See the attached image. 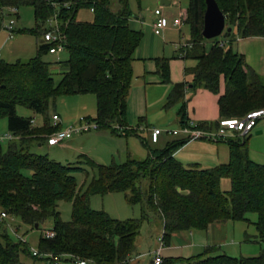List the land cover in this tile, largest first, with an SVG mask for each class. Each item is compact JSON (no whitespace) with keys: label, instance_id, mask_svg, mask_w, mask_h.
<instances>
[{"label":"trees","instance_id":"16d2710c","mask_svg":"<svg viewBox=\"0 0 264 264\" xmlns=\"http://www.w3.org/2000/svg\"><path fill=\"white\" fill-rule=\"evenodd\" d=\"M116 1L119 7L113 10L112 0H0V28L3 7L26 4L33 8L36 26L25 31L35 35L42 34L45 21L58 10L63 45L68 51V57L56 63L63 69L57 80L50 71L53 64L42 58L50 47L42 39L35 56L14 62L0 60V116L6 117L9 132L21 136L5 148L0 144V210L7 218L31 228L39 229L51 220L54 231L50 238L40 234L38 254L33 255L26 242L8 234L4 226L7 218L0 221V264H52L53 260L39 256L43 253L57 256L59 262L69 258L84 259L88 264H122L134 253L143 224L153 218L162 222L166 243L173 232L203 230L213 222L250 223V214L256 216L253 224L262 245L258 255L212 254L207 248L176 263L264 264V163L248 157L249 133L228 137V161L210 168L196 163L185 166L175 159L174 152L187 141L184 138L161 149L145 142L148 154L142 159L128 156L109 164L84 159L94 170L84 189L76 177L88 173L81 160L61 162L33 152L34 144L45 142L46 135L60 129L51 123L48 113L49 103L60 95L94 94L93 120L99 128H109L115 134L135 133L136 129L126 128L125 104L134 52L143 33L129 26L128 0ZM215 1L225 16V26L231 27L230 35L222 41L212 40L207 50L209 39L201 34L205 2L188 0L185 21L190 24V45L182 57L195 60V64L185 68L190 81L176 83L165 105L179 102L187 85L217 94L223 81L224 91L217 99L220 120L264 107V73L248 68L243 56L232 49L236 37L264 35V0ZM80 7L92 9L91 21L76 19ZM159 69L163 80L168 81L167 59L163 58ZM17 105L41 115V124L33 125L32 116L18 115ZM178 115L180 125H188L185 104ZM219 120L197 127L213 129ZM225 178L230 183L226 190L221 188ZM108 192H122L128 203L139 205L140 216L121 220L93 209L91 195ZM60 200L71 205L69 220L60 218ZM162 264L175 263L163 259Z\"/></svg>","mask_w":264,"mask_h":264},{"label":"crops","instance_id":"0c3cea01","mask_svg":"<svg viewBox=\"0 0 264 264\" xmlns=\"http://www.w3.org/2000/svg\"><path fill=\"white\" fill-rule=\"evenodd\" d=\"M157 1L159 0H153V3H156ZM171 3L172 0H170L169 4ZM156 11L164 13L170 21L168 26L162 30H155L153 28V22L156 19ZM180 11L186 12V6L181 8L179 12ZM172 21L173 18L167 15V13L164 12L163 7L160 5H158V7H156V5L153 6L151 19L147 21V23H144L143 18L139 16H131L129 18V26L132 29L141 30L143 34L141 41L134 52V58L132 61V80L126 97L125 122L129 126L132 124L144 125L145 127L139 131V134L137 132L131 134H135L140 138L143 145H145L144 143L146 142V144L153 149H161L168 142L183 139L180 134L173 135L170 133H161L158 136L157 141L153 142L151 140V131L154 127H160L163 129L171 127L172 129H177L181 126L178 115L180 101L171 106L172 108L165 104L171 90L173 89L174 83L186 80L190 81L191 76L185 74V68L191 67L195 64V60L191 58L186 59L181 56V51L184 49L182 45L183 43H188L190 37L189 30L187 29L188 36L186 38V35H184L182 31V25L176 27L172 24ZM35 26L36 22L34 21L33 27ZM16 30L20 29L17 28ZM22 31H25V28H23ZM41 39L42 35L40 32L39 35H36V50L37 44ZM181 39L182 42L180 41ZM18 44H20L19 41ZM210 46L211 41H207L205 43L206 49L208 50ZM232 49L243 56L248 68L260 75L264 73V35L236 37L232 42ZM163 58L167 59L171 83H165L166 81L163 80L159 72L160 63ZM16 60L20 59L17 58ZM170 68L177 69L178 72H176V78L171 77L173 71ZM50 71L51 73L59 74L63 72V69L60 65L56 64L51 66ZM185 87L183 99L184 103L187 102V108L185 110L188 122L193 124L206 123L210 125L213 122L218 121L219 112L217 99L218 94L224 91V82L221 81L219 93L217 94L201 87L193 88L191 85ZM195 89L196 91L193 96L189 98V95L191 96L190 91ZM170 108L172 110H169ZM53 114L57 113H51V116ZM154 116H156V118ZM82 118H85V116H82ZM152 118L155 120L151 121ZM146 120L152 122V124H147ZM59 124L61 125L60 122ZM254 128H256L255 134L259 135V138L264 136V117L258 119ZM93 134L98 133L96 132ZM112 134L115 133L112 132ZM234 135L235 133H232L230 137ZM70 138L59 143V145H57L59 149L65 153H70V150H72V152L80 151V149H82L81 147L84 145L76 144L74 140L70 141ZM197 139H187V141L174 152L175 159L178 160L180 154L185 153L183 155L184 157H181L178 160L179 162H181L180 160L185 161V163H189L187 165L196 163L201 168H210L214 165L226 163L228 161L229 145L226 139L210 140L206 138L209 142L202 143L199 147L192 144ZM206 140H204V142ZM261 140L264 139L261 138ZM42 144L43 143H37L36 146H41ZM54 146L56 145H47L49 150ZM203 151L207 153L206 157H204ZM126 152L128 155L130 154L129 151ZM214 154H217V156ZM220 154L221 156H219ZM74 156L75 154H72L71 157ZM53 159L57 160L58 158ZM77 160L79 159L67 158L63 162H75ZM204 160L205 162H203ZM181 163L184 165L183 162ZM90 205L95 210H101L96 208L95 205H92V202H90ZM10 220L16 222V219ZM236 222L239 221L213 222L209 223L207 228L203 230H183L173 232L168 241L166 243L163 241V244L160 246L158 237L162 234L163 226L159 219L153 218V220L145 222L141 227L140 234L136 239L135 251L128 259L127 263L123 264H152V251L159 247L162 259H169L175 264H179L178 262L176 263L177 259L195 256L204 252L207 248L212 249V254L225 253L234 257L258 255L262 247L259 239H252V237L248 239L243 237L245 236L246 231L241 229L240 225H236ZM236 229L239 234L241 233L240 235H236ZM63 261L72 262L69 258L62 259L60 262Z\"/></svg>","mask_w":264,"mask_h":264},{"label":"rangeland","instance_id":"374dc122","mask_svg":"<svg viewBox=\"0 0 264 264\" xmlns=\"http://www.w3.org/2000/svg\"><path fill=\"white\" fill-rule=\"evenodd\" d=\"M188 0H172V3L166 6H162L163 10L167 15L174 18L179 14V10L183 7H187ZM156 5L158 7L159 1L153 3V0H128V7L131 11V16H139L143 18L144 23H147L151 19L153 6ZM119 7L116 0H112L111 8L113 10ZM130 16V17H131ZM13 18L16 19L14 24L15 34L12 39L8 38V31L7 25L8 21ZM93 18V12L89 8L80 7L76 12V19L82 21H91ZM34 13L33 9L30 5H20L17 8V14H10L6 15L3 18L0 28V60H4L7 62H14L17 58L20 60H27L36 54V35L31 34L27 31H22L23 28H31L34 26ZM182 31L183 34L188 36L187 29L190 32V24L186 21L182 24ZM226 27V26H225ZM19 28L20 30H16ZM224 32V31H223ZM175 33V32H174ZM42 35V34H41ZM225 37L221 35L209 39L212 40H224ZM18 41L20 44H18ZM182 42V39L180 40ZM184 41V40H183ZM18 44V45H17ZM184 44V43H183ZM181 50V48H180ZM182 56V55H181ZM68 57V51L66 48H63L59 53L51 54L49 52L45 53L42 58L46 61H49L53 65H56L59 61H64ZM172 69V68H170ZM173 74L172 78H176L177 76V69H172ZM55 80L58 79L59 74L53 73ZM165 83H171V79L169 77L168 81ZM176 83H174L175 85ZM173 85V86H174ZM190 91V90H189ZM195 90H191V98L194 94ZM177 102L169 105V107L175 105ZM185 104V109L187 108V102L184 103L183 97L180 99V107ZM172 108V107H171ZM169 110H172V109ZM16 113L20 116H32V120L35 124L40 125L42 121V117L39 114H34L29 108L23 105H17L15 107ZM57 113L59 115L58 125L61 129H64L70 125H74L82 120V116L88 117L86 120L94 121L93 118L96 114V99L95 95L92 93H84V94H73V95H60L55 98L54 102L49 103L48 106V113L49 119L51 123L53 120L51 118V113ZM81 117V118H80ZM156 118V116H154ZM155 119L152 118L151 121ZM61 123V125L59 124ZM147 124H152V122L147 121ZM258 122V121H257ZM63 123V124H62ZM34 124V125H35ZM133 127L135 132L139 134L145 126L140 124H132L130 125ZM138 127V128H137ZM141 127V128H140ZM163 129V128H162ZM167 130H172V128H166ZM256 128H254L250 134L247 136V153L248 157L257 163H264V147L263 143L264 136L259 138V135L255 134ZM7 124H6V117L0 116V134L7 133ZM98 134H93V133ZM76 142V144H82L80 151L65 153L59 149L57 145L54 146L51 150L48 149L46 142H43L41 146H36L34 144L31 148L35 153L47 154L50 158H58L57 160H61L63 162L67 158H74L81 160L80 165L83 167H87V174H76L78 186H81L83 189L88 184L90 177L92 176L94 170L90 166L85 165L84 159L90 158L95 163L98 164H109L112 161L115 162H122L128 156H134L135 158L142 159L147 156L148 150L145 145H143L135 134H122L119 133L117 135L112 134V131L109 128L100 127L95 130H86L82 132H76L70 138V141ZM197 139L192 144H195L197 147L202 145V143H208V139ZM10 141L8 139H4L0 142L3 148ZM213 143V142H212ZM126 151H129V155ZM208 152V151H207ZM220 153V152H219ZM69 154V155H65ZM72 154H75L74 157H71ZM185 153L180 154L179 159L184 157ZM204 157L207 156V153L203 151ZM215 155V154H214ZM217 156V154L215 155ZM221 156V154L219 155ZM178 159V160H179ZM56 160V159H55ZM184 163V165L189 164L185 163V161L180 160ZM196 162V161H195ZM205 162V160L203 161ZM215 166V165H214ZM213 167V166H212ZM230 183L229 179L225 178L221 181V188L222 189H229ZM90 202L92 205H95L96 208L104 210L110 216L117 218V219H126V218H137L140 216V207L138 204H130L125 199V196L122 192H108L105 194H93L90 197ZM58 210L60 211V218L62 220H69L71 215V205L69 202L65 200H60L58 202ZM8 217L5 222L4 226L8 234L11 236L12 239H17L16 236H20L19 239L23 242H26L29 247L36 248L38 244V240L41 234L42 229H47L51 227V220L46 221V223L41 224L39 229L31 228L28 225H24L20 223L18 220L16 222H12V220ZM256 216L254 214H250V223L246 222H236V225H240L241 229L245 230V238L255 239L257 232L253 221H255ZM16 227V228H15ZM236 235H240L238 230H235ZM16 235H15V234ZM60 264H72L70 261H63ZM123 264V263H122Z\"/></svg>","mask_w":264,"mask_h":264},{"label":"built area","instance_id":"2783aa9c","mask_svg":"<svg viewBox=\"0 0 264 264\" xmlns=\"http://www.w3.org/2000/svg\"><path fill=\"white\" fill-rule=\"evenodd\" d=\"M56 6V5H54ZM92 10V9H91ZM3 16L10 14H17V7L15 6H7L2 8ZM186 12L180 11L179 14L173 18L172 24L176 27H180L183 22L186 20ZM16 19L11 18L8 21L7 25V31H8V38L11 39L14 37L15 30H14V24ZM169 18L162 12L156 11V19L153 22V28L155 30H162L166 28L169 24ZM42 41L44 43L50 44L48 52L51 54L59 53L63 48V35L60 29V22L58 18V10L53 14L51 17H49L45 24L42 27ZM222 44V43H221ZM189 43H184L182 47L185 49L189 47ZM183 49V50H184ZM181 51V55H184V51ZM264 117V107H261L256 110H252L247 112L245 115L241 117H231V118H223L220 119L218 122V126L214 129H202L197 127V124L188 123L186 126H180L177 129L167 130L162 129L160 127H154L151 131V140L153 142H156L158 139V136L161 133H170L173 135L180 134L184 139H197V138H208L210 140H222L227 139L230 137L232 133H236L239 135H246L250 133L253 128L255 127L258 119ZM53 123L56 124L59 120V117L57 114H53L51 116ZM32 124L34 125V121L31 119ZM99 125L96 121H89L84 118L80 120L79 123L70 125L64 129H57L50 133L49 135H46V145L52 146L57 145L59 143H62L63 141L69 139L72 137V135L76 132H82L86 130H95L98 129ZM117 129H121V127L116 126ZM125 128V127H123ZM127 129H134L131 126H126ZM19 134H14L12 132H7L5 134H0V142L4 139H8L10 142L20 139ZM7 218V214L0 210V221L5 220ZM15 234V233H14ZM16 235V234H15ZM42 237L50 238L54 235V231L50 228L42 229L41 230ZM19 238L20 236H16ZM158 242L160 246L163 244L162 234L158 237ZM31 252L33 255H37L36 248L31 247ZM153 261L152 264H162V257L160 254V247L153 250ZM39 256L48 257L51 261L53 260L52 264H58L59 259L57 256H53L50 253H43ZM72 264H88L86 260L84 259H75L71 260Z\"/></svg>","mask_w":264,"mask_h":264},{"label":"water","instance_id":"95a60500","mask_svg":"<svg viewBox=\"0 0 264 264\" xmlns=\"http://www.w3.org/2000/svg\"><path fill=\"white\" fill-rule=\"evenodd\" d=\"M169 2L170 0H159V5L165 6ZM204 2L205 11L201 30L202 36L205 39H212L221 34L223 37H228L231 32V27H225V16L218 7L217 2L215 0H204ZM35 227H37V224Z\"/></svg>","mask_w":264,"mask_h":264}]
</instances>
